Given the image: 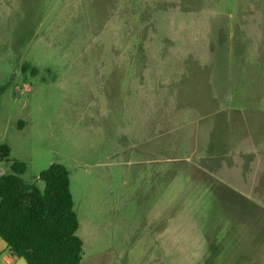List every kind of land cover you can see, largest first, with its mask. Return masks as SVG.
<instances>
[{
	"label": "rangeland",
	"instance_id": "obj_1",
	"mask_svg": "<svg viewBox=\"0 0 264 264\" xmlns=\"http://www.w3.org/2000/svg\"><path fill=\"white\" fill-rule=\"evenodd\" d=\"M15 161L67 170L80 264H264V0H0Z\"/></svg>",
	"mask_w": 264,
	"mask_h": 264
},
{
	"label": "trees",
	"instance_id": "obj_2",
	"mask_svg": "<svg viewBox=\"0 0 264 264\" xmlns=\"http://www.w3.org/2000/svg\"><path fill=\"white\" fill-rule=\"evenodd\" d=\"M10 169L0 175V239L26 264H80L82 241L67 170L49 165L39 175V190L20 178L24 163L15 161Z\"/></svg>",
	"mask_w": 264,
	"mask_h": 264
},
{
	"label": "crops",
	"instance_id": "obj_3",
	"mask_svg": "<svg viewBox=\"0 0 264 264\" xmlns=\"http://www.w3.org/2000/svg\"><path fill=\"white\" fill-rule=\"evenodd\" d=\"M0 264H26L23 259L17 258L7 248L6 244L0 239Z\"/></svg>",
	"mask_w": 264,
	"mask_h": 264
}]
</instances>
